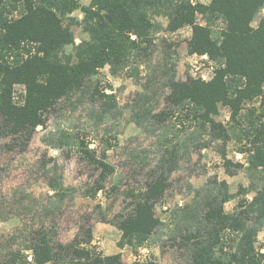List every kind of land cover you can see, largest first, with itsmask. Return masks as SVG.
I'll return each instance as SVG.
<instances>
[{"label": "trees", "instance_id": "trees-1", "mask_svg": "<svg viewBox=\"0 0 264 264\" xmlns=\"http://www.w3.org/2000/svg\"><path fill=\"white\" fill-rule=\"evenodd\" d=\"M80 1L0 0V142L9 139L27 147L54 107L74 97L95 98L99 109L89 115L102 122L113 112L115 97L93 80L99 71L106 66L112 73L128 68L137 79L141 59L153 53L154 38L162 29L156 19L163 16L169 32L189 27L188 53L207 57L215 66L213 75L208 80L190 76L182 80L170 59L145 64L149 73L140 78L143 93L128 105L134 120L153 139L150 150L138 154L140 173L133 172L124 184L115 176L107 152L116 137L107 129L99 136L100 151L91 147L84 131L53 130L45 138L61 156L75 152L91 171L86 197L105 191L106 184L113 192L116 182L124 186L126 207L115 225L122 233L119 245L130 247L148 241L162 226L154 206L180 161L190 163L194 151L204 148L202 140L220 143L216 146L228 175L229 167L245 166L249 186L239 187L235 197L242 198L225 212L224 204L234 196L225 181L214 179L192 203L173 213L171 240L180 251L177 263L264 264V254L255 249L264 227V13L260 14L264 0H210L206 5L190 0H88L82 7ZM79 7L87 38L74 44L73 20L64 16ZM197 16L203 25L196 22ZM70 45L73 52L66 53ZM165 56L170 57L166 52ZM160 102L163 107L158 109ZM221 108L229 113L225 123L217 120ZM232 141L245 156V165L227 159L225 143ZM42 170L52 192L47 199L52 207L62 205L71 193L64 186L63 167L42 165ZM140 176L143 179L138 180ZM5 204L1 197L2 220L7 218ZM43 227L25 248L0 238V264H60L66 257L72 264H122L120 254L103 256L95 251L90 230L85 240L63 246L55 244Z\"/></svg>", "mask_w": 264, "mask_h": 264}, {"label": "rangeland", "instance_id": "rangeland-1", "mask_svg": "<svg viewBox=\"0 0 264 264\" xmlns=\"http://www.w3.org/2000/svg\"><path fill=\"white\" fill-rule=\"evenodd\" d=\"M190 1L206 5L210 0ZM79 5L87 6L88 0L80 1ZM80 7L64 16L73 20L71 31L74 44L87 38L82 28L84 16ZM263 13L264 9L260 14ZM156 21L161 24L162 29L154 38V47L151 50L153 53L141 59L143 65L139 67L140 74L137 79L131 76L128 68L112 73L107 66L93 78L99 87L109 88L107 94H113L115 97L113 112L102 122L96 118L92 119L89 115L92 109L94 111L99 109V103L94 100L95 98L74 97L71 103L62 100L54 107L48 114L45 125L37 128L27 147L19 143L14 145L9 139L0 142V198L4 197L6 201L4 209L7 217L4 220L0 219V238L5 240V243L9 241L8 244L11 246L25 248L33 233L44 226V230L52 236L55 244L67 246L73 241L85 240V233L90 230L91 245L103 256L116 254L119 250L117 246L123 247L120 253L122 264H132L133 256L144 246L149 249L148 262L179 264L177 260L180 258V251L172 245L171 240L173 213L192 203L196 199V193L214 179L225 181L229 193L234 196L224 204L225 212L232 211L238 198H242V194L235 196L241 192L239 187L249 186V179L243 170L245 166L242 169L229 167L232 175H228L218 153L220 150L216 146L220 143L214 141L213 144H207L209 140H202L204 148L194 151L190 163L180 161L179 168L170 177L169 188L154 206V215L160 219L162 226L154 231L148 241L134 242L131 247L122 246L119 245L122 233L117 229L115 219L126 207L122 196L124 186L121 187L116 182L118 187L116 192H113L112 187L106 184L105 191L95 197H86L84 191L90 182L91 171L85 167L75 152H70L67 157L66 154L61 156V153L50 148L46 141V135L53 130L84 131L87 139L92 142L91 147L100 151L102 144L99 136L107 129L116 137L115 141L110 140L113 146L107 152L115 176L123 178L124 184L126 178L133 172L140 173V168L143 167L140 164H143L142 157L138 154L143 150L149 151L153 139L147 137L144 126L134 120L135 116L133 117L128 105L132 98H138L137 96L143 93L144 81L140 78L144 76L143 74L149 73L146 66H155L170 59L176 64L177 77L182 80L188 76L208 80L213 75L215 67L207 57L188 53L187 42L191 35L189 27L169 32L166 30L167 20L163 16L158 17ZM196 22L204 24L201 16H197ZM64 51L72 53L73 46L65 47ZM165 52L170 57L165 56ZM162 107L163 104L160 102L158 109ZM228 119L229 113L221 108L217 120L225 123ZM238 146L233 141L225 143L227 159L232 163L245 165V156L238 153ZM151 157L149 152L148 158ZM42 165L46 168L55 165L63 167L64 186L71 193L62 205L52 207L50 204L52 200L47 199L52 192L48 188ZM148 172L149 168L144 169V173ZM141 178L143 179L140 176L138 180ZM255 249L264 254V227L257 234ZM59 263L72 264L68 257Z\"/></svg>", "mask_w": 264, "mask_h": 264}, {"label": "built area", "instance_id": "built-area-1", "mask_svg": "<svg viewBox=\"0 0 264 264\" xmlns=\"http://www.w3.org/2000/svg\"><path fill=\"white\" fill-rule=\"evenodd\" d=\"M203 80H205L204 78H202ZM149 260V249L144 246L143 248H141L138 252V254H135L133 256V261H137V262H148Z\"/></svg>", "mask_w": 264, "mask_h": 264}, {"label": "crops", "instance_id": "crops-1", "mask_svg": "<svg viewBox=\"0 0 264 264\" xmlns=\"http://www.w3.org/2000/svg\"><path fill=\"white\" fill-rule=\"evenodd\" d=\"M121 235V234H120ZM117 248L119 249L117 252H116V254H120L121 252H122V249H123V247H119V246H117ZM122 248V249H121ZM141 248H139V250H140ZM138 250V251H139ZM114 255V254H113ZM134 254H132V256H133ZM110 256V255H109Z\"/></svg>", "mask_w": 264, "mask_h": 264}]
</instances>
